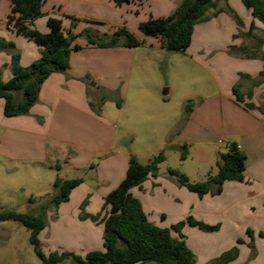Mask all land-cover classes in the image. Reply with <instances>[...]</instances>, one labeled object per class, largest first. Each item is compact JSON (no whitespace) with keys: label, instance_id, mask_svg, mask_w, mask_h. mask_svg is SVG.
I'll return each instance as SVG.
<instances>
[{"label":"crops","instance_id":"1","mask_svg":"<svg viewBox=\"0 0 264 264\" xmlns=\"http://www.w3.org/2000/svg\"><path fill=\"white\" fill-rule=\"evenodd\" d=\"M182 1L143 0L138 4L117 6L112 0H46L42 16L36 18L34 24L40 32L46 33L47 20L52 16L63 19L67 30L71 27L67 16H75L107 34L126 27L146 42L151 39L142 34L140 24L151 18L168 17ZM11 8L10 0H0V37L16 44L20 64L28 67L40 58L42 48L8 29ZM230 9L240 17L241 24L229 12ZM206 16L195 26L192 43L185 54L201 66L210 82L196 90L194 98L199 102L191 109L174 138H163L165 140L158 144L160 152L165 150L166 153L158 175L150 176L141 187L132 189V193L140 199L150 220L158 225L157 216L165 220L170 218V212L163 206L167 203L176 206L177 213L169 220L172 223L191 215L207 222L208 215L218 212L240 218L242 226L251 228L255 234L264 233V84L254 85V80L264 70V58L261 57L264 41L257 35H264V26L253 18L242 0H217V7L210 9ZM252 23L256 29L248 36ZM76 43L83 48L72 53L66 72L53 73L47 78L41 87L39 100L29 114L6 117L5 100L0 99V179L13 171L38 166L53 172L51 184L57 177L73 179L65 176L70 171L81 173L75 178H82V184L72 190L69 201L56 209L58 221L64 218L63 210L74 196L81 200L89 197L88 218L98 215L100 208H94V202L98 201L104 209L105 197L126 176L130 156L147 164L133 151L127 155L115 152L116 124L106 116L105 104L97 106L91 100L84 81L88 79L96 88L107 89L106 85L112 78L115 84L119 76L125 77L124 69L126 65L134 64L136 51H131L129 63L126 56L130 51L123 47L100 48L81 38ZM149 46L162 49L158 37L154 42L151 40ZM232 46L246 47L247 50L230 51ZM0 75L4 81L13 75L11 54L7 51L0 52ZM234 87L245 95L243 102L236 99ZM250 92L253 93L251 98L248 96ZM249 103L256 108L248 107ZM118 108L121 110L122 107ZM231 142H236L246 155L245 179L225 182L220 194L199 197L160 171L169 159V152L177 154L176 147L187 144L197 164H207L206 175L201 178L205 179L214 167L217 173V164L227 150L226 144ZM148 152L146 149L144 155ZM154 156L148 154L146 158L150 161ZM57 163H61L60 170L56 168ZM93 163L95 168H90ZM189 173L186 171L193 182H199ZM8 192L1 188L0 199L5 198ZM100 213L94 222L103 228L105 211ZM91 219L82 221L83 226L90 224L92 227Z\"/></svg>","mask_w":264,"mask_h":264},{"label":"trees","instance_id":"2","mask_svg":"<svg viewBox=\"0 0 264 264\" xmlns=\"http://www.w3.org/2000/svg\"><path fill=\"white\" fill-rule=\"evenodd\" d=\"M117 6L131 3H141L143 0H112ZM244 6L251 11L254 19L264 26V0H242ZM11 12L8 15L7 27L33 41L42 48L41 56L30 66L20 64V53L16 44L0 37V52L11 54L12 77L4 81L0 75V99L5 100L4 114L6 117L29 114L31 108L38 102L43 83L53 73L66 72L70 66L73 52L82 48L76 40L85 36L88 44L99 47L125 46L138 47L142 41L126 27L118 29L112 34H105L102 39L99 34L86 32L75 34L80 18L67 16L71 20V27L66 30L63 19L50 16L47 20L48 32H40L34 24L36 18L42 16V8L46 0H10ZM217 7V0H183L168 17L151 18L142 22L139 29L148 36L158 37L161 47L170 51H185L192 43L195 26L207 18V12ZM238 23L240 17L233 9L229 10ZM96 22V21H94ZM256 29L252 23L250 36ZM241 50L246 47L232 46L230 51ZM264 58V54L261 56ZM264 84V70L254 80L255 86ZM233 93L239 102H243L245 95L236 87ZM18 96H21L18 99ZM248 96L251 98L253 93ZM187 105L188 113L191 109ZM248 107L256 108L249 103ZM263 111L261 107H258ZM229 149L222 153L218 162V171L210 175L205 181L192 182L186 174H179L170 169V175L175 176L180 186L197 193L200 197L206 194H220L227 181H244L246 155L236 142L228 143ZM185 160L189 153V145L176 147ZM166 160L165 150L159 152L147 164L141 163L135 156L129 158L127 173L122 182L105 197L103 217L104 250H94L85 256L71 251H55L46 254L41 246L40 235L47 226L45 215L20 213L15 210L0 211V222L16 221L31 231L29 242L34 247L36 255L43 264H62L72 261L76 264H192L195 253L186 241L182 230L185 226H198L204 230H217L218 226H211L188 216L171 227H163L151 221L145 212L139 198L133 195L132 189L141 187L150 177L157 176L159 165ZM95 163L90 168L95 167ZM56 168L61 169V163ZM82 178L62 179L57 177L53 183V196L43 206L44 210L51 207L59 208L62 203L69 201L73 189L82 184ZM87 203V201H85ZM84 203V204H85ZM84 217H89L86 213ZM98 215L91 216L97 221ZM253 235L252 230H248ZM177 233V236L173 235ZM238 255V250L225 252L211 264H228Z\"/></svg>","mask_w":264,"mask_h":264},{"label":"rangeland","instance_id":"3","mask_svg":"<svg viewBox=\"0 0 264 264\" xmlns=\"http://www.w3.org/2000/svg\"><path fill=\"white\" fill-rule=\"evenodd\" d=\"M222 5L225 6L224 2ZM78 22L73 28L75 34L91 32L98 33L102 39L105 38L106 33L100 31L99 27L88 24L85 19ZM87 26L89 28H85ZM142 34L147 39L156 41V37ZM257 35L264 41V35L259 33ZM80 38L86 40L85 36ZM151 40L142 41L138 47L112 46L123 47L130 51L126 56L129 63L132 60L131 51L135 50L136 54L134 64L126 65L124 69L125 77L122 79V76H119L115 84L112 78L106 85L107 89H98L93 85V81L84 80L91 100L97 106L105 104L106 116L116 124L115 152L127 155L133 151L142 156L143 162L146 163L149 162L146 155L159 154L158 144L161 140H165L163 138L168 140L174 138L188 117L187 105L190 104V108H193L199 102L194 98L196 90L210 82L206 72L191 59L190 55L185 54V51L152 48L149 46ZM166 89H168L167 94L164 93ZM118 107H122L121 110ZM165 132L168 137L164 135ZM146 149L149 152L144 155ZM180 155V151L177 154L170 151L169 159L160 171L170 176L176 184L175 176L170 175V169H175L179 174H186L188 171L199 182L208 178L201 179L206 175L207 164L198 165L193 158L192 150L185 160H182ZM215 170L214 167L210 174H215ZM52 173L48 168L38 166L4 175V179H0V189L9 192L5 194V198L0 199V211L15 210L20 213L45 215L47 226L42 231L40 239L46 254L71 251L85 256L90 251L104 250L103 228L91 218L84 217L89 204L85 201H88L89 197H83L81 200L74 196L63 210L64 218L60 221L56 220L58 218L56 208L43 209L54 194L53 183L51 184ZM80 174L70 171L65 176L75 178L81 176ZM94 203L93 207L100 208V212L103 213V207L99 206V202ZM163 206H166L165 209L170 212V218L165 220L157 216L156 219L160 222V226L171 227L176 224L169 221L177 213L176 206L173 204L169 206L167 203H163ZM207 217L209 220L207 222L194 218L208 225L218 226L217 230H204L189 225L182 230L188 245L196 255L192 264H211L222 254L235 248L238 250V255L228 264H264V233L253 232L251 235L248 231L251 228L243 227L239 222L240 218L227 213L212 212ZM87 219L93 221L92 227L90 224L83 226V222ZM30 234L28 228L16 221L0 222V264H43L29 242ZM173 235L177 236V233L173 232ZM62 264L76 263L67 261Z\"/></svg>","mask_w":264,"mask_h":264},{"label":"water","instance_id":"4","mask_svg":"<svg viewBox=\"0 0 264 264\" xmlns=\"http://www.w3.org/2000/svg\"><path fill=\"white\" fill-rule=\"evenodd\" d=\"M167 92H168V89H166L164 93L167 94Z\"/></svg>","mask_w":264,"mask_h":264},{"label":"built area","instance_id":"5","mask_svg":"<svg viewBox=\"0 0 264 264\" xmlns=\"http://www.w3.org/2000/svg\"><path fill=\"white\" fill-rule=\"evenodd\" d=\"M226 148L229 149L228 144H226Z\"/></svg>","mask_w":264,"mask_h":264}]
</instances>
